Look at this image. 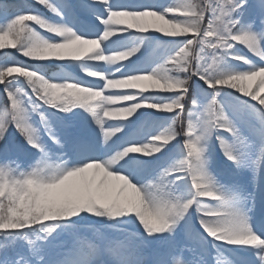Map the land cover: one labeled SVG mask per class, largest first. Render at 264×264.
I'll use <instances>...</instances> for the list:
<instances>
[{"label":"snow or ice","instance_id":"1","mask_svg":"<svg viewBox=\"0 0 264 264\" xmlns=\"http://www.w3.org/2000/svg\"><path fill=\"white\" fill-rule=\"evenodd\" d=\"M150 33L174 47L155 66ZM0 50V264H264V0L4 2Z\"/></svg>","mask_w":264,"mask_h":264},{"label":"rangeland","instance_id":"2","mask_svg":"<svg viewBox=\"0 0 264 264\" xmlns=\"http://www.w3.org/2000/svg\"><path fill=\"white\" fill-rule=\"evenodd\" d=\"M12 1H16V0H12ZM110 2H112V0H110ZM114 2H116V0H114ZM145 2H152V0H145ZM155 2L158 4L162 3V4L172 5V4H177L179 0H155ZM173 14L179 15L180 13H170L169 16ZM52 15H48V17L51 18ZM26 23L34 25V22H26ZM37 30L41 31L42 35H48L44 30H40L39 28ZM257 31H259V29H257ZM130 35L131 34L126 33L119 40L117 39V37L111 38V40L107 44V46L109 47V51H117V50L131 48L137 42L130 41V38H129ZM149 35L153 37L152 42L146 41L144 48H142L138 56H140V58L146 63H148L150 66H155V64L162 62L168 55H170L174 51V47L167 38L160 37L159 34L150 33ZM238 47L240 48L242 52H247V49L244 46L238 45ZM0 51H3V50H0ZM7 51H14V49L9 48L7 49ZM17 58L24 59L22 57H17ZM132 59L136 60L137 57H133ZM64 63H71V62L65 61ZM105 67H107V65H105ZM52 68H53V71H50V72L59 71V68L57 67H52ZM68 70L71 71V69H68ZM73 75H79L82 78L86 77V74L80 73L78 70L73 72ZM89 79H97V78H89ZM199 83L203 84L202 81H200ZM109 91H121V90H109ZM227 91H230V90H227ZM142 111H145V110H142ZM147 111H151V110H147ZM136 115L139 116V112ZM135 118L136 117L134 116L132 119H135ZM109 122L115 123V121H109ZM151 127L153 128V132L156 133L162 130L164 127H166V124L160 123L159 125H152ZM12 133L14 134L15 139L19 141L20 143H22L19 140V133L15 132L14 129H12ZM209 152L213 156V161H214L212 165L213 171L217 174V179L220 181L221 184H223L226 188L234 189L236 191H241L243 187H247V190L251 191V185H250L251 173L250 172L244 171L243 173H239L235 169V166L232 165V163L228 161L226 157H224V154L221 152L219 145L214 140L209 145ZM24 160H25L24 165L27 166L29 162L26 160V158H24ZM57 162L58 161L55 159L52 161V163H57ZM248 206L250 207L251 205L249 204ZM253 215L255 216L256 220L260 219L261 216L264 215V207L257 205V207L253 209ZM90 239H91L90 235L86 233L84 234L82 238V242L87 243ZM209 252L213 256L216 254L215 249H212L211 247H209ZM221 252L223 253L225 257H228L233 260H237L238 264H239L238 256L244 255L243 250L239 246H232V245H226V244L221 245Z\"/></svg>","mask_w":264,"mask_h":264},{"label":"trees","instance_id":"3","mask_svg":"<svg viewBox=\"0 0 264 264\" xmlns=\"http://www.w3.org/2000/svg\"><path fill=\"white\" fill-rule=\"evenodd\" d=\"M0 2H2V3L6 2V3L15 4V3H18L19 0H16V1H12V0H0ZM44 11H46V13H47L48 15H52L50 12H47V10H44ZM49 71H53V68H50ZM20 137H21V140H22L21 142H22V143H25V142H24V138H23L22 136H20Z\"/></svg>","mask_w":264,"mask_h":264},{"label":"bare ground","instance_id":"4","mask_svg":"<svg viewBox=\"0 0 264 264\" xmlns=\"http://www.w3.org/2000/svg\"><path fill=\"white\" fill-rule=\"evenodd\" d=\"M165 2H166V1H165ZM165 2H164V3H165ZM161 4H162V3H161ZM129 38H130V41L138 42L134 34H131ZM252 215H253V213H252ZM253 219L256 220V218H255L254 215H253Z\"/></svg>","mask_w":264,"mask_h":264}]
</instances>
